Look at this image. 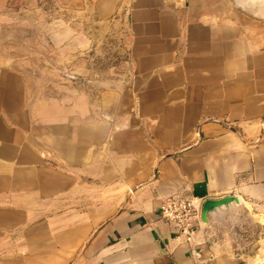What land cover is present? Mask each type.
Returning a JSON list of instances; mask_svg holds the SVG:
<instances>
[{
	"label": "crops",
	"instance_id": "0c3cea01",
	"mask_svg": "<svg viewBox=\"0 0 264 264\" xmlns=\"http://www.w3.org/2000/svg\"><path fill=\"white\" fill-rule=\"evenodd\" d=\"M47 2L45 45L0 59V264H201L159 214L173 194L236 195L202 221L203 255L264 264V0ZM88 18L117 29L109 79L72 61Z\"/></svg>",
	"mask_w": 264,
	"mask_h": 264
},
{
	"label": "rangeland",
	"instance_id": "374dc122",
	"mask_svg": "<svg viewBox=\"0 0 264 264\" xmlns=\"http://www.w3.org/2000/svg\"><path fill=\"white\" fill-rule=\"evenodd\" d=\"M53 9L60 11L57 3L51 4L47 0H23L22 5H12L3 13L0 12V59L29 58L37 54L39 47L45 45L44 32L48 27L45 12ZM71 16L76 6L71 5ZM89 5L87 12L89 13ZM86 27L97 33L96 39L92 38L86 51H72V61L85 60L87 65L86 74L89 76H100L104 79L114 77L121 73L126 57L119 49V37L117 29L109 23L95 24L88 18ZM115 30V31H114ZM75 68H71L72 74ZM240 215V214H239ZM242 216H247L245 213ZM263 232L259 224L251 220L243 221L238 229L233 231L238 247L242 249L256 248L257 239Z\"/></svg>",
	"mask_w": 264,
	"mask_h": 264
},
{
	"label": "built area",
	"instance_id": "2783aa9c",
	"mask_svg": "<svg viewBox=\"0 0 264 264\" xmlns=\"http://www.w3.org/2000/svg\"><path fill=\"white\" fill-rule=\"evenodd\" d=\"M202 202L184 194L168 196L159 207V214L166 218L174 227L177 237L186 242H195L198 248L192 252L201 264H216L213 254L203 255L201 241L197 240L202 229Z\"/></svg>",
	"mask_w": 264,
	"mask_h": 264
},
{
	"label": "water",
	"instance_id": "95a60500",
	"mask_svg": "<svg viewBox=\"0 0 264 264\" xmlns=\"http://www.w3.org/2000/svg\"><path fill=\"white\" fill-rule=\"evenodd\" d=\"M232 202L239 203V199L236 195H225L220 198H207L202 202L201 218L204 223L209 222L210 213L223 205L230 204Z\"/></svg>",
	"mask_w": 264,
	"mask_h": 264
}]
</instances>
